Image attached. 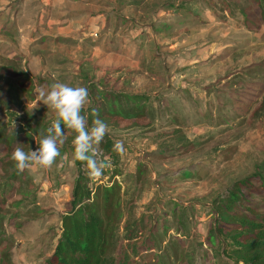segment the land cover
Returning a JSON list of instances; mask_svg holds the SVG:
<instances>
[{
    "label": "rangeland",
    "instance_id": "obj_1",
    "mask_svg": "<svg viewBox=\"0 0 264 264\" xmlns=\"http://www.w3.org/2000/svg\"><path fill=\"white\" fill-rule=\"evenodd\" d=\"M249 6L248 0H0V264H44L67 210L75 133L65 130L50 169L18 173L10 159L16 147L30 152L47 135L55 114L37 102V90L56 82L88 89L82 114L101 108L116 150L110 160L98 146L97 159L108 164L98 180L81 167L88 186L117 183L124 216H147L158 244L176 246L182 238L185 247L176 251L191 264H234L207 235L217 197L264 157V106L253 112L264 95V27L253 19L251 28L244 25L241 11ZM94 87L142 95L146 116L109 117ZM118 104L127 109L131 102L120 97ZM254 180L253 193L244 191L231 206L235 215L264 212Z\"/></svg>",
    "mask_w": 264,
    "mask_h": 264
},
{
    "label": "trees",
    "instance_id": "obj_2",
    "mask_svg": "<svg viewBox=\"0 0 264 264\" xmlns=\"http://www.w3.org/2000/svg\"><path fill=\"white\" fill-rule=\"evenodd\" d=\"M248 1L254 7L249 6L253 8L247 12L241 11L244 25L251 28L253 19L254 25L264 27V0ZM115 91H97L108 102L106 115L111 118L118 116L124 120L146 116L144 106L139 102V99L143 98L142 95ZM120 97L131 102L127 109L121 108L118 104ZM262 106L264 95L253 112L261 110ZM89 108L86 116L90 123L94 115L91 107ZM97 112L102 119L101 108H98ZM3 132L0 129V136L4 134ZM99 147L110 160H116V150L111 148L108 135L104 137ZM71 152L76 176L66 203L67 210L60 216L59 234L44 264H191V261H186L176 251L185 247L182 238L175 239L176 246L170 244L167 246L162 240L161 244H158L156 227L145 222L147 216L134 217L130 214L124 216L122 193L117 183L92 190L81 170L84 162L73 160V147ZM114 172L113 177L117 174ZM263 172L264 157L255 165L249 176L234 181L224 195L217 197L211 211L213 224L208 231V243L217 240L219 246H223L221 249L223 255L234 264H264V212L250 218L245 214L235 215L236 213L231 210V206L244 197V191L253 193L251 186L255 178L258 179L264 195ZM15 177L16 171L8 176L10 181ZM119 223L122 224L121 232ZM164 227L162 226V229Z\"/></svg>",
    "mask_w": 264,
    "mask_h": 264
},
{
    "label": "clouds",
    "instance_id": "obj_3",
    "mask_svg": "<svg viewBox=\"0 0 264 264\" xmlns=\"http://www.w3.org/2000/svg\"><path fill=\"white\" fill-rule=\"evenodd\" d=\"M37 95V102H42L51 109L55 119L51 127L47 129V135L37 143L38 147L35 150L25 152L20 147L14 149L10 159L14 162L17 172L23 173L26 169L33 167L50 169L61 155L60 149L67 138L65 135V128H67L76 134L72 140L73 160L84 162L85 174L89 179L101 178L108 164L97 159V149L108 134L109 128L94 109L93 115L97 118L92 121L91 126L88 117L82 114L85 106L90 103L88 89L56 82L50 90L38 89ZM115 147L122 149L123 142L117 141Z\"/></svg>",
    "mask_w": 264,
    "mask_h": 264
}]
</instances>
